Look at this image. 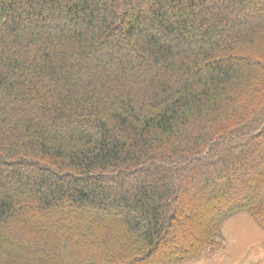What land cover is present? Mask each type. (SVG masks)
<instances>
[{
    "label": "trees",
    "instance_id": "1",
    "mask_svg": "<svg viewBox=\"0 0 264 264\" xmlns=\"http://www.w3.org/2000/svg\"><path fill=\"white\" fill-rule=\"evenodd\" d=\"M239 212L264 0H0V264H183Z\"/></svg>",
    "mask_w": 264,
    "mask_h": 264
},
{
    "label": "rangeland",
    "instance_id": "2",
    "mask_svg": "<svg viewBox=\"0 0 264 264\" xmlns=\"http://www.w3.org/2000/svg\"><path fill=\"white\" fill-rule=\"evenodd\" d=\"M221 233L222 250L208 249L202 259L183 264H264V220L239 212L223 223ZM70 261L79 262L80 255L72 252Z\"/></svg>",
    "mask_w": 264,
    "mask_h": 264
}]
</instances>
